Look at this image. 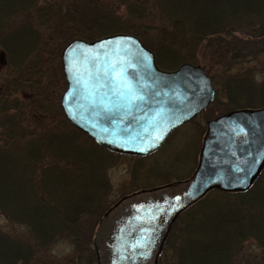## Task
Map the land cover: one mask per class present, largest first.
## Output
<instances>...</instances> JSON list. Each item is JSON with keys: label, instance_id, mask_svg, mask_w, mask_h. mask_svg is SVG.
<instances>
[{"label": "trees", "instance_id": "trees-1", "mask_svg": "<svg viewBox=\"0 0 264 264\" xmlns=\"http://www.w3.org/2000/svg\"><path fill=\"white\" fill-rule=\"evenodd\" d=\"M113 33L136 36L161 69L198 64L220 81L204 122L264 106L263 73L246 66L264 54V0H0V214L22 229L0 230V264H33L59 242L96 264L94 230L116 200L107 171L122 156L65 120L60 53ZM158 264H264V168L247 191L213 190L179 214Z\"/></svg>", "mask_w": 264, "mask_h": 264}, {"label": "water", "instance_id": "water-1", "mask_svg": "<svg viewBox=\"0 0 264 264\" xmlns=\"http://www.w3.org/2000/svg\"><path fill=\"white\" fill-rule=\"evenodd\" d=\"M60 64L66 84L59 100L64 118L115 154H152L215 97L199 65L160 69L154 53L131 34L72 39L61 51ZM263 168L264 106L207 121L188 178L122 196L104 212L92 240L96 263L157 264L181 212L211 190L247 191Z\"/></svg>", "mask_w": 264, "mask_h": 264}, {"label": "rangeland", "instance_id": "rangeland-1", "mask_svg": "<svg viewBox=\"0 0 264 264\" xmlns=\"http://www.w3.org/2000/svg\"><path fill=\"white\" fill-rule=\"evenodd\" d=\"M246 66L256 68V71L263 73L259 76L262 79L264 77V54L258 59L248 62ZM212 84L215 90L221 86L220 81H214ZM204 126V120L198 116L188 124L176 129L155 154L141 159L125 156L115 158L114 165L107 171L111 185V199H119L131 189L136 188L137 191H140L139 189L142 188H151L188 178L198 160L205 131ZM0 230L9 234H19L22 231L18 226L11 225L1 214ZM245 246V251L250 254L257 255L259 252L251 242H246ZM75 261L76 256L72 247L65 242H59L33 264H75Z\"/></svg>", "mask_w": 264, "mask_h": 264}, {"label": "snow or ice", "instance_id": "snow-or-ice-1", "mask_svg": "<svg viewBox=\"0 0 264 264\" xmlns=\"http://www.w3.org/2000/svg\"><path fill=\"white\" fill-rule=\"evenodd\" d=\"M130 99H131V100H135L136 97H135V96H132V97H130ZM104 108H105V110H107V105H104ZM177 199H179V197H177Z\"/></svg>", "mask_w": 264, "mask_h": 264}]
</instances>
